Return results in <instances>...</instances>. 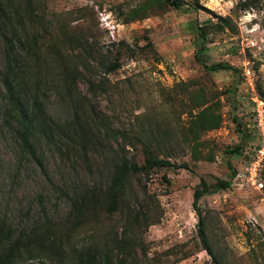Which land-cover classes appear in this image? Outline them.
<instances>
[{
  "label": "rangeland",
  "instance_id": "1",
  "mask_svg": "<svg viewBox=\"0 0 264 264\" xmlns=\"http://www.w3.org/2000/svg\"><path fill=\"white\" fill-rule=\"evenodd\" d=\"M34 1L45 46L65 31L87 41L91 63L99 67L117 59L119 69L109 75L99 70L90 78L99 89L90 91L82 80L66 100L54 77L57 66L48 60L46 81H39L46 90V112L59 124L72 122L77 102L86 98L101 128L100 138L85 146L86 156L77 145L58 151L41 141V167L23 151L17 126L9 120L6 47L0 36V224L16 236L42 226L53 230L50 236L56 230L65 235L72 200L104 188L120 156L142 166L141 143L149 141L170 166L135 178L123 214L99 216L75 235L71 246L89 244L105 252L106 235L122 233L127 215L149 210L156 224L130 231L146 251L144 258L138 247L127 250L135 249L136 264H213L199 244L193 192L201 182L212 186L231 179L228 191L198 202L209 244L222 264H264V160L257 157L264 142V105L258 110L255 103L264 104V0L246 10L235 8L249 0H184L178 11L150 12L147 19L126 25L121 12L145 0ZM220 18H229L222 31L216 28ZM198 27L207 29V36L197 47L202 40ZM219 63L234 70L205 69ZM197 93L205 95V106L196 105ZM211 106L221 117L219 128L193 141L189 112L197 115ZM239 145L242 151L230 155ZM182 253L189 257L179 260ZM47 257L18 264H59Z\"/></svg>",
  "mask_w": 264,
  "mask_h": 264
},
{
  "label": "trees",
  "instance_id": "2",
  "mask_svg": "<svg viewBox=\"0 0 264 264\" xmlns=\"http://www.w3.org/2000/svg\"><path fill=\"white\" fill-rule=\"evenodd\" d=\"M261 0H249L241 3L235 9L246 10L255 7ZM0 0V36L4 40L6 47V68L5 86L8 96L9 120L17 126L18 136L21 141L23 151L39 166L42 163L39 157L40 142L52 145L58 151L77 145V150L86 156L85 146H90L93 140L100 138L101 120L96 114L90 111L91 106L87 99L83 98L77 103V109L73 115L72 122L66 124L57 123L46 111V90L42 87L45 83L43 78L48 73V60H52L53 65L59 71L54 75L59 89L63 91L64 98H72L73 92L77 90L78 83L86 80L89 83L90 91L95 92L100 85L92 82L90 78L99 74L109 75L119 69L117 59L113 61L101 62L99 67L91 63L90 46L87 41H82L76 37L62 32L59 39L52 37L49 47L45 46L42 39L43 30L38 31V14L35 12L34 0ZM185 4L184 0H145L139 5L132 7L127 12H121L122 24L145 20L150 12L156 13L167 8L180 10ZM221 24L217 25V30H224L228 25L229 18H220ZM41 28L42 25H41ZM203 27H198L201 42L203 44L206 31ZM46 41V40H45ZM198 49H196L197 51ZM198 51L195 53L197 61L200 63ZM18 54V55H17ZM20 61V63H19ZM205 66V65H203ZM209 72L234 70L226 64H215L205 67ZM88 77V78H87ZM21 80V81H19ZM41 80V81H40ZM42 83H40V82ZM21 82V83H20ZM196 105L205 106L208 100L203 93L196 94ZM84 104L90 108L84 110ZM190 126L189 133L193 136V141L198 140L199 133L213 131L219 128L221 117L212 112V106L206 107L197 115L189 112ZM233 122L238 121L233 117ZM90 125L97 130L98 135L92 131ZM238 126H240L238 124ZM240 127L237 132L240 133ZM143 151V165L140 166L134 158L120 156L113 161L108 183L104 188H92L77 196L71 202V217L67 222V233L61 234V230H56L53 236L49 234L53 230L49 226L34 227L26 235H14L8 228L0 224V264H18L27 260H33L41 255L50 261H57L59 264H136L132 253L128 249L140 248L135 241L138 239L130 237L133 227L140 229V224L146 228L148 225L156 224L151 218L149 210H141L138 213L127 215L125 227L119 235L109 237L106 235V250L100 251L97 247L88 244L71 246V241L75 235L81 232L82 228L91 222L96 223L99 216L103 215L111 219L114 214L121 212L127 206L129 191L132 181L139 177H148L150 172L157 168H167L170 166L167 157H159L152 149L149 141L141 143ZM127 146H124V151ZM131 148H134L131 147ZM242 146H236L229 154H238L242 151ZM231 186V179L228 181L218 180L216 184L208 186L201 182L200 186L193 192L192 206L197 215V235L203 250L212 258L213 264H222L216 257L205 230V222L198 208V202L202 196L228 191ZM143 193L147 195L143 189ZM114 231V229H112ZM140 232V231H139ZM141 254L146 258V251L141 249ZM189 257V253H182L179 260Z\"/></svg>",
  "mask_w": 264,
  "mask_h": 264
},
{
  "label": "built area",
  "instance_id": "3",
  "mask_svg": "<svg viewBox=\"0 0 264 264\" xmlns=\"http://www.w3.org/2000/svg\"><path fill=\"white\" fill-rule=\"evenodd\" d=\"M255 103H256V107L257 109H261L263 107V102L261 101H257L255 100ZM261 113H260V117H261ZM257 157H258V161L262 162V160H264V142H263V145L262 147L260 148V150L258 151V154H257Z\"/></svg>",
  "mask_w": 264,
  "mask_h": 264
}]
</instances>
